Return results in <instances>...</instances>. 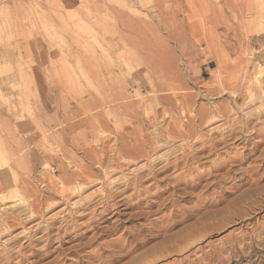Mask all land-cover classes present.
I'll return each mask as SVG.
<instances>
[{"label": "rangeland", "instance_id": "374dc122", "mask_svg": "<svg viewBox=\"0 0 264 264\" xmlns=\"http://www.w3.org/2000/svg\"><path fill=\"white\" fill-rule=\"evenodd\" d=\"M263 82L264 0H0V218L33 212L6 222L0 255L13 264H264V139L253 151L246 142L264 129ZM179 128L193 135L175 137ZM201 138L219 142L191 165L235 153L234 180L222 174L195 199L212 179L176 192L183 163L148 174ZM249 166L258 174L241 175ZM111 194L117 205L97 214ZM141 225L152 236L130 252Z\"/></svg>", "mask_w": 264, "mask_h": 264}, {"label": "bare ground", "instance_id": "6f19581e", "mask_svg": "<svg viewBox=\"0 0 264 264\" xmlns=\"http://www.w3.org/2000/svg\"><path fill=\"white\" fill-rule=\"evenodd\" d=\"M127 67V66H126ZM90 72V71H89ZM260 74V73H259ZM256 76V75H255ZM258 80V79H257ZM260 83V82H259ZM264 83V82H263ZM263 85V84H262ZM260 88H262V87H260ZM263 89V91H264V88H262ZM132 108V107H131ZM215 111H216V114L219 112V110H216L215 109ZM255 111V110H254ZM206 112V111H205ZM221 112V111H220ZM211 113V112H210ZM201 114V116L199 117L200 119L201 118H203L204 116H203V111L200 113ZM262 114V113H261ZM204 115H206V114H204ZM209 115V114H208ZM213 117V116H212ZM247 117V116H246ZM199 119V120H200ZM202 120V119H201ZM102 122V121H101ZM245 123H247V121H245ZM180 127V126H179ZM183 131V130H182ZM181 130H180V128L175 132L176 134L174 135L175 137L176 136H180V137H182L184 140H187V138H189L190 136H192L193 135V130H187L186 132H182ZM222 133V132H221ZM173 135V134H172ZM250 135V134H249ZM253 135L254 136H256V137H260L259 138V141H256V142H250L249 140H247L246 142L247 143H249L250 144V149L249 148H247V150H249V151H253V150H256L257 149V147H258V145L261 143V139H264V129L263 128H257V129H255V130H253ZM251 137V136H250ZM191 138V137H190ZM173 139V138H172ZM205 140V139H204ZM213 140H214V138H213ZM201 141H203L202 140V138H201ZM224 141V140H223ZM245 141V140H244ZM218 140L217 141H212V140H206V141H203L202 142V144H201V146H200V148L199 149H197V150H192V151H190L189 152V155L186 153V154H184L183 155V157H181L182 158V160H176L174 163L172 162V161H170L168 158H164L163 160L165 161V163H163L161 166H158L159 167V169H158V171H153V173L151 172V168L149 169V168H147L146 170H147V172H148V174L149 175H152L153 177H152V179L153 178H155V176H158L160 173H163V172H165L169 167H171V166H178L179 164H181V163H183L182 164V167H181V173L179 174V173H177V174H179V175H177V174H175V175H177V176H174L175 178L173 179V184H175V188H176V192H179V191H181L180 189H181V186L183 187V188H186V189H190V190H194V188L195 187H197L199 184V181H201L202 179H203V177H206L207 176V179H212L211 181H209V182H207L203 187H202V190L196 195V193H195V199H197V198H200L202 195H204V193H205V191H208L212 186H215V185H219L221 182H222V180L223 179H225L226 180V178L227 177H229V178H231V179H235V176H232L231 175V173H232V170H230L231 168H232V165H231V163H234L237 159L235 158V153H233V156L232 155H225V157H223L221 154L220 155H216V157H215V159L212 161V162H210L211 164H210V166H209V168L207 169H203V170H199V167H195V166H193V165H191V162L192 161H197V160H199V159H201L202 157H204L203 155H205L207 152H208V154H209V152L211 153V151H213L215 148H216V145L218 144ZM155 144V143H154ZM141 145V144H140ZM145 145H147V144H145ZM224 145V144H223ZM247 147V146H246ZM221 148V147H220ZM126 149V148H125ZM149 150V152H150V150L151 151H153L154 150V146H149V148H148ZM136 152L138 151V153H139V155H138V153H137V155L140 157V155H141V153H142V151L143 150H141L140 148L139 149H136L135 150ZM248 151V152H249ZM214 152V151H213ZM119 153V152H118ZM122 153V152H121ZM125 153V152H124ZM205 153V154H204ZM227 153V152H226ZM237 153V152H236ZM128 154V153H127ZM134 154H136L135 152H134ZM142 154H145L144 153V151H143V153ZM146 154H147V156H148V153L146 152ZM214 154V153H213ZM229 154V153H228ZM129 155V154H128ZM132 156H134V155H132ZM137 156V157H138ZM146 156V155H145ZM151 156V155H150ZM125 157H128V156H125ZM141 157H142V155H141ZM144 157V156H143ZM168 157V156H167ZM129 158V157H128ZM150 158V157H149ZM177 157H175V159H176ZM151 159V158H150ZM161 160H162V158H161ZM162 160V161H163ZM156 161V160H155ZM163 161V162H164ZM183 161V162H182ZM159 162V161H158ZM98 163V162H97ZM161 163V162H160ZM100 164V163H99ZM152 164V163H151ZM156 165V164H155ZM233 165H235V164H233ZM152 166V165H151ZM150 167V166H149ZM179 167V166H178ZM250 167V166H249ZM252 167H254V166H252ZM10 168V167H9ZM227 168V169H226ZM7 169V168H6ZM11 170V169H10ZM142 170V169H141ZM243 171H242V174L241 175H246L249 171L251 172V174H258V171L256 170V169H253V168H244V169H242ZM8 171H9V169H8ZM241 171V170H240ZM10 172V171H9ZM12 172V171H11ZM157 172H159L158 174H157ZM263 172V171H262ZM3 173V172H2ZM145 173V172H144ZM194 173V174H193ZM237 173H238V171H237ZM241 173V172H240ZM11 174V173H10ZM222 174H225L223 177H226V178H223L221 175ZM234 174V173H233ZM12 175V174H11ZM138 175V174H137ZM167 175V174H166ZM142 176V175H141ZM141 176H140V178H141ZM165 176V175H164ZM261 176H264V173H262V174H260V177ZM137 177V176H136ZM150 177V176H149ZM148 177V178H149ZM163 177V176H162ZM172 177V176H171ZM0 178L1 179H4V177L3 176H0ZM157 178V177H156ZM169 178V177H168ZM11 179H12V176H11ZM86 179V178H85ZM158 179V178H157ZM162 179V178H161ZM165 181H166V177L165 178H163ZM171 179V178H170ZM15 180H16V178H15ZM156 180V179H155ZM14 181V180H13ZM12 181V182H13ZM67 181H68V179H67ZM140 181H138L137 183H139ZM161 182V181H160ZM164 182V181H163ZM15 183V182H14ZM136 182H135V184H137ZM155 183V182H154ZM167 184V183H166ZM136 186H138V185H136ZM63 187V186H62ZM76 187H74V189H75ZM129 189V188H128ZM134 189H137V187L136 188H134ZM60 190V189H59ZM63 190V189H62ZM62 190H60L61 191V193L63 194V192H62ZM139 190V189H138ZM2 191V190H1ZM13 191V190H12ZM139 192V191H138ZM175 192V191H174ZM183 192V191H182ZM11 193H13V192H10V194ZM121 193V192H120ZM137 193V192H136ZM184 193V192H183ZM185 193H188L189 195H190V193L189 192H185ZM133 194V193H132ZM140 194V193H139ZM173 194V193H172ZM14 195V194H13ZM178 195V194H177ZM179 195H181V193L179 194ZM193 195V194H192ZM134 196H136V194H134ZM7 197V196H6ZM184 197V196H183ZM3 198V197H2ZM1 198V199H2ZM101 198H104V197H101ZM114 195L113 194H111L110 196H108V197H106L105 199H103L102 201H101V211H99L97 214H99V213H101V212H103V211H106V210H108L109 209V207H110V210H112L111 209V206L113 205V206H116L117 205V202H114ZM172 198V199H171ZM179 197L178 196H174V194H173V196H171L169 199H171V200H169V202L170 203H172L175 199L176 200H179L178 199ZM128 199H130V198H128ZM20 200V199H19ZM48 200V199H47ZM166 200V199H165ZM25 200H23L22 201V203L24 202ZM38 201V200H37ZM117 201H119V200H117ZM196 201V200H195ZM197 201H199V200H197ZM27 202V201H26ZM44 202V201H43ZM46 202V201H45ZM113 203V204H110V203ZM49 203V202H48ZM167 203V202H166ZM24 204H26V206H27V203H24ZM46 204V203H45ZM30 206H32V203H30L29 204ZM35 205H37V204H35ZM47 205H49V204H47ZM109 205V206H108ZM119 205V204H118ZM120 205H122V204H120ZM162 205L164 206L165 204H163L162 203ZM196 205H198V204H196ZM25 206V205H24ZM38 206V205H37ZM36 206V207H37ZM99 206V205H98ZM202 206H205V203H203V204H199V206H192L190 209H189V211H188V213H186V215H185V217H184V215H182V217L186 220V219H190L191 217H193L195 214H193V212H195V209L197 208V209H199L198 207H202ZM162 207V206H161ZM166 207V206H165ZM116 208V207H115ZM168 209V208H167ZM200 210V209H199ZM197 211V210H196ZM201 211V210H200ZM205 211V210H204ZM141 212H143V211H141ZM206 212V211H205ZM30 213H33V212H31V210H29V209H27V208H24V209H22V210H19L18 211V213L14 216V214H13V216H10V218L12 219V221L13 222H16V221H19L20 219H25V218H27V217H30L31 215H30ZM138 213V212H137ZM136 213V214H137ZM200 213V212H199ZM208 214V213H207ZM33 215V214H32ZM101 215V214H100ZM132 216H133V214H132ZM141 216V215H140ZM163 216V215H162ZM135 217V216H134ZM182 217H179V218H182ZM206 217V216H205ZM30 218H32V217H30ZM142 218V217H141ZM161 218V217H160ZM202 218V217H201ZM8 219V217L6 218V217H1L0 218V231L1 232H3L4 230H8V229H10L11 228V225L12 224H10V228H8L7 229V227H8V225L7 224H9V223H6V222H9V221H11V219L9 220H7ZM27 220V219H26ZM180 220V219H179ZM11 221V222H12ZM183 221V220H182ZM25 222V221H24ZM23 222V223H24ZM177 222H179V221H177V220H172V224H175V223H177ZM20 224V223H19ZM18 224V225H19ZM141 224V223H140ZM139 224V225H140ZM143 226H144V224H142ZM142 225H141V227L140 228H138V230L135 232H131V235H130V238H133V239H139L138 241V243L137 244H135V245H132V247H131V249H130V252H134V250L135 249H137V245L138 244H145L146 243V241L148 240V239H150V238H147V237H151L152 236V232L151 233H149L150 235L149 236H147L146 234L144 235V237L142 236V232H143V227H142ZM150 225V227H153L152 225V222H149L148 223V225L147 226H149ZM17 226V225H16ZM49 227V226H48ZM66 228V227H65ZM161 228H166L165 226L164 227H161ZM48 229V228H47ZM148 229V228H147ZM162 229V230H163ZM155 230V229H154ZM160 230V229H159ZM10 231V230H9ZM151 231V230H150ZM46 232H47V230H46ZM149 232V231H148ZM165 232H166V230H165ZM165 232H164V234H165ZM147 233V232H146ZM130 234V233H129ZM128 235V234H127ZM46 236V235H45ZM126 236V235H125ZM156 236V235H155ZM50 237V236H49ZM122 237V236H121ZM46 238V237H45ZM117 238V237H116ZM144 238H147L146 239V241H145V239ZM48 239V238H47ZM119 239V238H118ZM153 239H154V237H153ZM120 240V239H119ZM133 241V240H132ZM30 242V241H29ZM108 244V243H107ZM106 245V244H105ZM104 246V245H103ZM144 246V245H143ZM142 246V247H143ZM109 247V246H108ZM124 248V247H123ZM122 248V249H123ZM127 249V248H126ZM129 249V248H128ZM161 250V249H160ZM4 251V250H3ZM126 251V250H125ZM6 252V251H5ZM143 252V251H142ZM150 252V251H149ZM149 252H148V254H149ZM162 252V251H161ZM111 253V252H110ZM116 253V252H115ZM145 253V252H144ZM151 253V252H150ZM1 254V253H0ZM4 254V253H3ZM12 254V253H11ZM24 254V253H23ZM119 254V253H118ZM139 254V253H138ZM152 254V253H151ZM116 255V254H115ZM146 255V253L143 255V256H145ZM1 256V255H0ZM23 256V255H22ZM11 256H9V254H7V255H5V256H1L0 258H1V260H3L4 261V259H5V263L6 264H13V260H11L12 258H10ZM117 257V256H116ZM19 258V257H18ZM17 258V259H18ZM135 258V257H134ZM16 261V260H15ZM21 262H23V258L21 257V261H19L18 263H21ZM86 262V261H85ZM2 263V262H1ZM0 263V264H1ZM106 263V262H105ZM88 264H90V262L88 263ZM98 264H102V263H98ZM128 264V263H127Z\"/></svg>", "mask_w": 264, "mask_h": 264}]
</instances>
